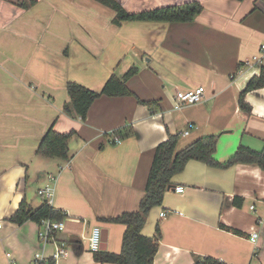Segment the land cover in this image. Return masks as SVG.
I'll return each mask as SVG.
<instances>
[{
  "label": "crops",
  "instance_id": "1",
  "mask_svg": "<svg viewBox=\"0 0 264 264\" xmlns=\"http://www.w3.org/2000/svg\"><path fill=\"white\" fill-rule=\"evenodd\" d=\"M119 1L133 12L194 0ZM195 1L202 11L191 22L114 26V12L96 0H0V264H32L41 254L40 224L8 217L23 198L31 208L45 201L37 193L45 185L54 188L52 207L65 213L55 238L67 254L55 264H117L94 260L92 227L106 234L104 250L120 252L124 225L99 218L136 210L155 147L168 134H179L177 150L217 135L219 162L239 144L264 150V85L245 95L250 113L238 107L240 91L264 68V0ZM100 8L111 16L82 20L83 12ZM88 28L110 46L97 65ZM252 56L259 61L246 65ZM131 67L136 73L127 86L134 95L102 94L83 120L63 111L69 81L99 91L111 74ZM200 86L202 101L174 106L176 90ZM51 124L60 133L74 131L66 159L35 153ZM171 184L142 228L158 243L153 264H193L207 256L264 264V171L257 164L219 168L191 159ZM51 252L46 246L44 255Z\"/></svg>",
  "mask_w": 264,
  "mask_h": 264
},
{
  "label": "trees",
  "instance_id": "2",
  "mask_svg": "<svg viewBox=\"0 0 264 264\" xmlns=\"http://www.w3.org/2000/svg\"><path fill=\"white\" fill-rule=\"evenodd\" d=\"M114 12L112 24L120 25L124 21H159V22H191L199 12L202 5L198 1H187L182 4H168L166 6L150 7L133 12L126 11L119 0H96ZM136 67H131L123 75L111 74L103 83L99 91L91 90L77 82L69 81L66 84L69 102L63 105V111L67 114L77 115L82 120L86 118L87 111L92 102L99 96L134 95L127 86V81L135 75ZM264 85V68L259 75H253L238 95V107L246 113H250L251 107L245 102L244 97L251 90ZM143 102L142 100H139ZM148 103V102H146ZM39 140L36 148V155L46 157H68V141L74 133L73 130L67 133H60L53 129L51 124ZM179 134H168L166 139L159 142L154 150L152 165L147 174V180L143 189V195L139 199L138 206L134 211H125L115 217L99 218L100 221H112L124 225L121 238V250L119 253L100 250L93 252V258L100 263L117 264H153V257L157 252L158 243L155 239L142 233L146 218L155 205H160L164 192L171 187L174 174L180 172L188 160L195 159L214 167H230L237 163L257 164L264 171V150H255L239 144L236 150L224 161L214 158L217 145V135H203L187 146L177 150ZM237 198L233 201L236 204ZM238 204V203H237ZM65 213L60 209H54L46 201L39 206L31 208L23 198L18 207L11 213L8 220L18 225L26 220H32L40 224L42 219L61 220ZM79 241H73L76 248ZM47 264H55L47 259ZM193 264H225L217 258L207 256L198 258Z\"/></svg>",
  "mask_w": 264,
  "mask_h": 264
},
{
  "label": "built area",
  "instance_id": "3",
  "mask_svg": "<svg viewBox=\"0 0 264 264\" xmlns=\"http://www.w3.org/2000/svg\"><path fill=\"white\" fill-rule=\"evenodd\" d=\"M260 50L264 51V45L260 47ZM252 59L250 61H246V65H251L253 62L259 61V57L252 56ZM173 95L174 100V106L176 108L183 107L187 104H194L197 102L202 101L204 97V86L196 87V88H190L185 90H176ZM189 127H192L193 125L191 123H188ZM188 133V129L184 131V135ZM115 142L119 141V138H114ZM47 179H50L51 181H55V177L51 174H47ZM173 190L177 193H182L184 190L183 185H176L173 187ZM53 192L54 188L49 185H45L38 189L37 193L40 196H43L46 200V202L51 205L53 202ZM251 207V206H250ZM253 208V207H251ZM161 216L165 215V211H162L160 213ZM41 230L38 233V239L42 247L41 254H35L32 264H41L42 260H47L48 258H51L55 263L61 258L64 257L67 254V246L63 241L56 240L55 235L57 232L63 230V223L60 220H50V219H42L40 222ZM92 231L90 234V237L88 239V245H89V251L91 252H97L101 250L102 246V229L99 226L92 227ZM257 233H252L250 235V240H253L256 238ZM50 245L52 246V252L49 256L44 255V251L46 249V246ZM6 256H10V253L7 252ZM13 262V261H12ZM14 263V262H13Z\"/></svg>",
  "mask_w": 264,
  "mask_h": 264
},
{
  "label": "rangeland",
  "instance_id": "4",
  "mask_svg": "<svg viewBox=\"0 0 264 264\" xmlns=\"http://www.w3.org/2000/svg\"><path fill=\"white\" fill-rule=\"evenodd\" d=\"M110 16H111V12H108L106 8L105 9L104 8L103 9L100 8L98 10H94L93 9V10H87L86 12H83L82 20H90L91 22H100L101 20L105 21ZM150 21H147V23L150 22ZM133 22H136V24H143L144 23V21H138V20L130 21V23H133ZM152 22H159V21H152ZM138 28L139 27H136V29H138ZM140 28H143V27H140ZM88 29H89V32H90V40H91V42L87 43L88 44L87 48L91 49V51L95 54L94 58L96 59V61H94V60L93 61H94V64L97 65L98 61L101 62L104 59L105 55L107 54V52L110 49V46L108 47V45H105V43L103 42L104 40L102 38V33L101 32L100 33L99 32H95L96 29H93V28H88ZM91 31H93V33ZM119 35L127 36L125 34L124 30H121L119 32ZM126 48H130V47H126ZM88 53L89 52L87 51V54ZM87 66L88 65L85 63L84 67H87ZM37 185L38 184H36L35 187L42 186L41 184H39V186H37ZM47 246H50V245H47Z\"/></svg>",
  "mask_w": 264,
  "mask_h": 264
},
{
  "label": "water",
  "instance_id": "5",
  "mask_svg": "<svg viewBox=\"0 0 264 264\" xmlns=\"http://www.w3.org/2000/svg\"><path fill=\"white\" fill-rule=\"evenodd\" d=\"M105 240H106V234L103 233L102 234V246H101V250H104L106 248V244H105Z\"/></svg>",
  "mask_w": 264,
  "mask_h": 264
}]
</instances>
